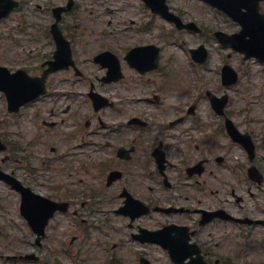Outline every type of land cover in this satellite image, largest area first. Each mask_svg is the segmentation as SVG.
Wrapping results in <instances>:
<instances>
[{"label": "rangeland", "instance_id": "374dc122", "mask_svg": "<svg viewBox=\"0 0 264 264\" xmlns=\"http://www.w3.org/2000/svg\"><path fill=\"white\" fill-rule=\"evenodd\" d=\"M19 1L20 7L8 18L0 20V66L7 67L10 71L23 68L32 75H38L42 72L41 64L51 59L55 51V44L49 33L50 26L54 22L52 9L66 6L68 0ZM73 1L74 8L64 14L60 27L67 39L71 41L77 66L84 73V77L74 79L73 73H59L50 77V85L66 86L62 81L73 79V83L79 90L78 96L82 94L78 109L75 107L79 113L78 117L74 119L70 116L66 124L58 129L46 134L42 132L39 141L30 145L41 120L35 122L34 118L30 117V108L26 109L18 120L13 114L8 113L5 96L0 92V137L2 141L10 145V153L12 152L10 142H13L14 146L16 144L22 146V151H16L19 158L15 157L18 161H15L14 167L19 169L20 173L28 175L33 189L56 198L64 196L62 194L66 192L65 187L76 192L79 190L78 201L77 204H73L68 213L56 215L47 228L44 245L42 249H39L35 244L30 226L21 216L20 195L0 182V256H3V258L0 257V264H25L23 260H8L6 257L31 252L40 256L43 261L41 264H140L141 257L149 259L153 264H172L164 249L155 245L142 244L132 237V232H137L135 228L137 223L130 229L129 221L116 213L121 206V201L111 200L110 191L105 190L101 193L102 196L104 195L102 202L97 200L92 203L89 200L91 197L88 195V188L83 189L85 193L83 197L81 188L84 185L72 184V180L80 177L85 182L90 180V176L85 172L80 176L75 175L74 165L93 159L95 156L109 158L104 153L100 155L83 153L77 157L73 151L74 145H66L65 140L67 135L74 131V128L69 126L74 124L72 120H80L82 124H85L90 118L97 119L91 105L86 101V93L89 79L93 80L103 71L93 62L92 57L106 49L118 55H125L127 47L143 44H156L161 48L164 68L161 72L164 74L159 71L156 74L139 77L126 70L127 80L111 86L110 92L105 93L112 95L116 91L124 92L127 99L121 102L126 101L123 105L126 111L123 114L118 110L106 109L101 113L103 120L110 126H116L119 120H126L133 116L151 118L152 120L149 121L153 132L149 136L153 137H147L148 146L152 145L154 139L164 136L159 129L167 126L168 120L181 115L190 99L188 94L194 90L200 91L202 88L210 89L218 96L228 94L230 101L227 109L236 115L234 117L236 123L243 131L252 130L256 142L264 144V68L257 61L243 63L240 55L221 47L214 33L219 30L233 33L238 30V27L224 14L198 0H168V3L183 21L196 23L202 29L201 33L174 31L171 24L156 15H151L141 0ZM201 44H204L209 51L208 62L203 67L192 64L189 54L191 48H197ZM226 63L234 67L240 75L239 82L230 88L223 87L220 79L221 68ZM124 65L127 69L126 63ZM158 81L159 85L156 83ZM165 84V88L162 89L160 86ZM144 89L165 95L169 99L168 105L157 108L145 102V98L152 97L153 94H144L142 92ZM47 102V111L44 112V116H50V110L53 107ZM200 102V116L208 119L215 118L211 114L207 100L203 98ZM62 107L65 108L64 102L58 106V108ZM38 109L44 111L40 105ZM55 113L56 115L50 117V120L59 121V117H62L61 111L56 109ZM182 128L188 129L189 124L186 122ZM165 131L166 129L164 133ZM83 134H87L84 125ZM168 134L171 136L169 142L173 145L171 162L176 168L170 170L173 186L177 190L172 193L182 206L190 209L205 208V201H208L206 193L215 192L216 194L219 189L209 190L202 184L203 179H200L198 184L196 181H188L185 174L180 173L185 169L186 164H182L185 152L179 153V146L183 147L187 134L177 136L174 130ZM262 138L263 141H261ZM102 141L103 139L99 140L101 144H104ZM54 147L56 151L53 152ZM105 151L109 153L110 150ZM236 151L240 152L238 148ZM261 152L264 154V147ZM8 153L0 154V162ZM20 156L26 160L19 161ZM241 158L244 159L243 154L240 155V160ZM50 160H52L51 165ZM190 161L191 157L187 156L186 162L190 163ZM1 165L6 169L10 163H1ZM131 165L138 166V159ZM147 166H154L150 159L147 160ZM29 169L39 171L36 175H32ZM89 169L98 168L89 167ZM70 174L73 175L70 176ZM187 181L189 184L192 182L194 186H187ZM210 182L212 185L215 183L214 180ZM223 190L220 189L222 193ZM239 192L245 198V206L254 208V199L249 197L246 190ZM164 194L163 192V198ZM225 198L232 199L228 193L225 194ZM211 199L214 200L215 197ZM82 202H86L84 207ZM75 211L77 214L74 213ZM177 217L184 216L155 214L153 219L145 221V225L152 228L156 225L154 224L156 221ZM229 229L235 230L231 227ZM251 241L253 240L250 239V244ZM231 247H233L232 243L229 248ZM234 251L244 254V248L235 247ZM255 251L254 247L251 248L249 256L243 255L244 260H237L238 264H264V252L256 253ZM258 255L263 261H257Z\"/></svg>", "mask_w": 264, "mask_h": 264}, {"label": "flooded vegetation", "instance_id": "af4514ba", "mask_svg": "<svg viewBox=\"0 0 264 264\" xmlns=\"http://www.w3.org/2000/svg\"><path fill=\"white\" fill-rule=\"evenodd\" d=\"M242 61L243 63H246L244 62L243 58ZM127 67L128 68L126 69L125 65L122 64V80L117 82L104 81V77L106 75L105 71L104 74L96 76L95 81L90 80L89 89H93L94 91L102 94L109 93L111 86L118 85L127 80L128 75L126 74V70L135 76H148L147 74L142 75L138 73L128 65ZM115 76L116 73L111 72L108 80L114 79ZM81 77H83V75ZM208 91L209 90H207L205 94L209 99ZM142 92L144 94L156 93L148 92L146 89H144ZM77 95L78 94H76L75 91L73 94L59 95L56 93L55 88L48 87V94L46 96L38 99L36 102L29 104L28 106L37 108L39 105L46 103V100L49 99V104L53 105L50 110L52 117L56 115L55 111L58 109V111H61V115L65 116L66 118L71 116V118L73 117L75 119L79 115L77 110L73 109V107L77 105ZM107 97L114 103L112 106L106 109L118 110L124 114L126 107L123 105L126 103V101L121 102V100L127 99L124 92L122 93L116 91L113 92L112 95H107ZM202 97L203 96L200 95L198 97V101L195 102L191 94V98L189 100L191 103L190 106H193V110L190 107L187 112L184 113V111H182L179 118L175 120H168V124L165 127L168 130H172L173 128L176 130H181V124H185L186 122L190 125V127H193L195 136H193L192 140H186L184 142V146L186 153H191L192 155L196 154V159H193L191 165H188L187 168L202 163V172L199 175L189 178L188 181H196L198 184H200L199 180L203 179L202 184L209 190L212 188L219 189L217 190L216 194L215 192H211L210 194L206 193L208 201H205V208H197L194 210L186 209L177 202V198L174 197L173 194H166L163 198V191H174L176 190V187L169 185V188L163 189V185L167 187L166 182L164 181V175L158 170V165L156 164L153 154L157 153L158 151L161 153L162 151L164 152L167 161V167L165 171L168 179L172 182L170 178V170L174 169L173 163L171 162V156H173L171 149L173 145L169 142V135H165L159 139H154L152 145L148 146L146 139L149 134L153 132L152 125L148 119L142 117L139 118L146 122L147 125L145 127L131 126L129 124L131 117L127 118L126 120H119L116 126H110L102 119V116L98 114H96V120L91 119L93 122L91 120H87L85 124H82L80 120H72L71 122L74 123L72 124V127L74 128L75 136V143L73 147H77V149H89V153H92L93 155H100V153H104L109 157L108 159H103L102 156H95L93 159H89L74 165L73 170L75 175L80 176L85 172L90 176V180L85 182V180L80 177L79 179L72 180V184L82 186L84 185L81 189L88 188V195L91 197L89 200L92 201V203H95L97 200L102 202L104 200V195L102 196L101 193L103 191L105 192V190L110 191V199L114 201H121V205L128 209L124 210L127 213L126 220L129 221L128 227L132 228L137 223L135 226L137 232L134 231L135 236L139 235L141 229L161 230L171 225L187 227V232L182 230V233H187L190 236V244L196 245V247L188 246L189 250L194 251L195 249H199L202 256V259L195 257V255L193 259L190 257L189 261L192 262V264H204V262L206 264H238L237 260H242V257L239 255V253L234 251L235 247L242 249L243 246H245L247 249L249 247V239H251L257 241L258 243H251L254 246L258 245L256 251L264 252V232L243 230V228L252 229L253 225H242L234 220L221 219L215 214H213L215 218L206 222V219L204 218V211L216 213L219 210H225L238 219L254 218L264 221V204L258 202L257 205H254V208L245 206V200L243 199L242 194L239 192L240 190L244 189L252 197H255L257 194L258 200H264V154L261 152L264 144H258L254 139L256 152L254 158L250 159L249 155L246 153V151H244L242 146L240 144L234 143L228 136L225 118H216L214 119V122L211 119H204L198 116L197 111L200 109L199 102ZM63 99H66L67 101V105H65L66 108H58ZM157 99L160 100L159 95L157 96ZM167 100L168 99H166V101ZM145 102H149L148 97L145 98ZM34 114L37 118L43 119V125L53 122V120L49 121L44 119L45 116H42L38 110L34 112ZM226 115L232 119L236 116L229 110H226ZM63 116L59 119V124H57L55 127H52L51 129L48 128L45 131H54L61 123L65 124L67 120L63 118ZM178 119H181V121L175 125L174 122ZM83 125L87 134H83ZM236 126L242 131L237 123ZM159 131H162V133L164 132V130ZM245 132L250 133L254 138V132L252 130ZM149 137L152 138L153 136ZM100 139H103L102 142H104V144L99 142ZM37 140V138H34L31 144H34L37 142ZM261 141H263V138ZM237 148L241 152L236 151ZM16 149L15 151H18ZM106 149L110 150L109 153L105 151ZM55 150L56 148L54 147L52 151L54 152ZM242 153L244 159L240 161L239 159ZM89 157H92V155H89ZM97 159H99V161H97ZM136 159H138V166L132 167L131 164L135 162ZM148 159L151 160V163L154 165L153 167L147 166ZM15 161L18 160L13 159L12 156H9L3 160V163H10V165L5 169L6 172L22 180L25 182V184L30 182L28 180L27 174L20 173L19 169L14 167ZM51 162L52 160H50V165ZM253 165L259 170V173L262 177L260 178V176L256 175L254 178L257 181H252L248 177V169ZM69 166L72 167L73 165ZM89 167H96L99 170L89 169ZM113 172L119 173V175H117V177L113 176V178L117 179L114 180L111 185H108V177ZM182 173L184 174V171H182ZM72 175L73 174H70V176ZM260 179L262 180L261 183L259 181ZM211 180L215 181L213 185L210 182ZM192 182L188 185L193 186ZM220 189H228L230 191L224 192L223 190L222 193ZM65 190L66 192L64 191L62 194L64 195L63 197L56 198L51 195L50 196L56 201L67 202L69 206L77 204V192L73 189H67V187H65ZM226 193L231 196V200L225 198ZM84 196L85 193L83 192V197ZM212 197H215V199H211ZM139 203L145 204L152 210L158 207H177L180 209V211L173 214H182L184 217L156 221L154 223L156 225L151 228V226L149 227L145 225V221L153 218V211L149 215L132 220V217L135 218L139 216L141 212H143V209L139 206ZM81 204L82 207H84L86 202H82ZM137 205L138 208L136 210L131 209V207H137ZM75 214H77V211ZM206 218H210V215H208ZM230 227L235 228V230L229 229ZM175 232L176 231L174 230H170L167 233ZM177 241L182 242L181 238L179 237H177ZM231 243L233 244V247L229 248ZM1 258H3V256H1Z\"/></svg>", "mask_w": 264, "mask_h": 264}, {"label": "water", "instance_id": "95a60500", "mask_svg": "<svg viewBox=\"0 0 264 264\" xmlns=\"http://www.w3.org/2000/svg\"><path fill=\"white\" fill-rule=\"evenodd\" d=\"M145 1L153 10H156L158 6L165 10L167 9L165 0ZM207 1L224 9L232 17H235L236 19L240 18V21L243 24V31L239 35H233L231 38L234 40V43L237 42V47H239V49H242V51H248L264 60V19L262 15L259 14V3L262 0ZM16 6L17 3L12 0H0V18L7 17ZM68 7L70 8L71 6ZM242 8L247 9V12L240 13ZM67 10L68 8H59L55 10L57 22L53 25L52 33L58 44V51L55 54L57 61L54 62L58 65L56 68L47 70L42 78L30 77L23 71L10 74L7 69L0 68V90H3L7 95L10 111L19 110L21 105L25 104L30 99H34L41 93H44L45 79L48 73L68 67L69 64H72L69 43L65 41L58 29V22L61 19V14L63 11ZM164 14H167V11L164 12ZM218 36H220V34H218ZM3 149H5V146L0 143V151ZM22 209L34 229L43 233L48 220L53 216L54 212L58 209V206L41 197L33 195L26 190L24 192ZM143 240L162 243L164 246L169 247L174 262L182 264L184 259L181 258L183 256L179 253L177 246L174 244H167L160 232L152 233L149 239Z\"/></svg>", "mask_w": 264, "mask_h": 264}]
</instances>
